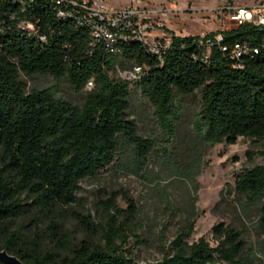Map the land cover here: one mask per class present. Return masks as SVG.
Here are the masks:
<instances>
[{
	"label": "trees",
	"instance_id": "obj_1",
	"mask_svg": "<svg viewBox=\"0 0 264 264\" xmlns=\"http://www.w3.org/2000/svg\"><path fill=\"white\" fill-rule=\"evenodd\" d=\"M57 11L56 0H0V250L22 264H247L238 231L215 225L212 247L203 237L190 241L192 222L158 262H137L131 250L115 244L138 213L129 200L126 210L110 200L113 224L107 231L98 227L104 245L81 241L61 249L54 218L78 201L82 180L123 160L138 172L156 158L172 175L194 183L197 148L232 146L239 138L264 147V27L245 23L201 39L166 30L170 46L155 55L133 38L93 44L87 27ZM244 44L249 51L234 58V47ZM117 66L124 72L140 67L141 73L135 80L114 79ZM20 76L65 80L84 100L70 104L52 88L27 93ZM197 92L191 138L182 137L180 100ZM132 93L149 105L157 140L142 137L129 119ZM233 190L246 202L264 198V163L235 174ZM257 215L264 248V202ZM42 217L51 228L45 236L57 235L54 248L42 242ZM25 219L28 230L15 225Z\"/></svg>",
	"mask_w": 264,
	"mask_h": 264
},
{
	"label": "rangeland",
	"instance_id": "obj_2",
	"mask_svg": "<svg viewBox=\"0 0 264 264\" xmlns=\"http://www.w3.org/2000/svg\"><path fill=\"white\" fill-rule=\"evenodd\" d=\"M171 11L163 10L159 1L147 4L145 0H103L111 8L128 6L155 10L151 18L159 17L165 29L181 37H196L233 29L228 28L222 16L216 10L223 7H252L264 0H167ZM169 8L168 5L164 6ZM114 79L129 80L119 66L111 74ZM31 90L52 88L56 97L77 105L84 100V94L75 92L65 80L56 81L49 76L27 78L20 76ZM181 114L178 125L179 135L190 137L192 123L198 111L199 93L182 98ZM129 119L133 120L138 133L151 140L159 137L155 120L149 105L132 93L130 97ZM185 149H190L185 147ZM161 153V152H160ZM186 163V152L183 153ZM192 156H200L198 173L194 183L172 175L161 162L154 158L142 171H135L129 160H123L118 166L79 183L76 194L77 202L71 210L64 209L54 218L60 227V247L72 248L81 241L104 245L102 232L98 227L109 230L115 216L114 209L109 208L111 199L120 210L128 209V200L137 208L133 222H126L121 237L115 239L123 251H130L133 259L139 263H156L162 257L176 233L188 223H194V232L190 241L204 238L212 247L217 245L211 232L215 225L223 223L238 231L244 244L242 257L247 264H264L263 237L258 231V202H246L234 193V176L244 169H250L264 163V147L239 138L232 146L216 145L204 152L197 148ZM194 166V164H193ZM196 188V190H194ZM27 200L26 203H30ZM92 220L94 226L88 223ZM123 217L118 218L122 225ZM26 225L28 219L18 221L15 225ZM48 220L41 218L39 229L42 242L54 248L57 235L45 236L51 230ZM53 232L55 231L52 230ZM222 264V263H216Z\"/></svg>",
	"mask_w": 264,
	"mask_h": 264
},
{
	"label": "built area",
	"instance_id": "obj_3",
	"mask_svg": "<svg viewBox=\"0 0 264 264\" xmlns=\"http://www.w3.org/2000/svg\"><path fill=\"white\" fill-rule=\"evenodd\" d=\"M31 0H22V2ZM142 1V0H139ZM147 4L159 1L163 10L171 11V3L167 0H145ZM57 15L69 17L78 24L87 27L93 44L99 42L113 45L117 40L133 38L142 43L147 50L155 55L169 48L171 34H169L163 21L159 17L151 18L155 10L146 7L128 6L124 8H111L103 0H56ZM168 5L169 8L164 6ZM217 16H222L228 28L250 23L264 27V1L252 7H223L216 10ZM221 35L215 37L221 41ZM249 48L244 45H236L232 56L238 58L242 53H247ZM256 52V51H255ZM141 73L140 67H134L132 71L124 72L129 80H135Z\"/></svg>",
	"mask_w": 264,
	"mask_h": 264
},
{
	"label": "water",
	"instance_id": "obj_4",
	"mask_svg": "<svg viewBox=\"0 0 264 264\" xmlns=\"http://www.w3.org/2000/svg\"><path fill=\"white\" fill-rule=\"evenodd\" d=\"M0 263L2 264H22L17 258L10 256L5 250H0Z\"/></svg>",
	"mask_w": 264,
	"mask_h": 264
},
{
	"label": "crops",
	"instance_id": "obj_5",
	"mask_svg": "<svg viewBox=\"0 0 264 264\" xmlns=\"http://www.w3.org/2000/svg\"><path fill=\"white\" fill-rule=\"evenodd\" d=\"M152 16V15H151ZM154 17V16H153Z\"/></svg>",
	"mask_w": 264,
	"mask_h": 264
}]
</instances>
